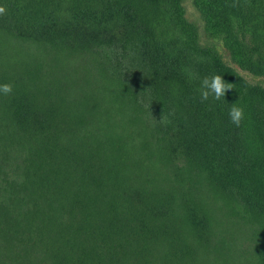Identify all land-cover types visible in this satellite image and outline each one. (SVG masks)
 Here are the masks:
<instances>
[{
  "label": "trees",
  "instance_id": "1",
  "mask_svg": "<svg viewBox=\"0 0 264 264\" xmlns=\"http://www.w3.org/2000/svg\"><path fill=\"white\" fill-rule=\"evenodd\" d=\"M193 4L263 76L264 0ZM0 7V264H264V85L183 0Z\"/></svg>",
  "mask_w": 264,
  "mask_h": 264
},
{
  "label": "clouds",
  "instance_id": "2",
  "mask_svg": "<svg viewBox=\"0 0 264 264\" xmlns=\"http://www.w3.org/2000/svg\"><path fill=\"white\" fill-rule=\"evenodd\" d=\"M231 7H236V3L230 5ZM4 8L0 7V13H3ZM233 84L226 83L223 77L219 74L213 75L211 77H205L201 81L200 86V101L204 103L209 100L211 97L213 100L219 101L222 98L224 99L225 94L232 90ZM13 91V85L11 84H2L0 85V94L5 96L11 95ZM229 121L239 127L241 122L245 119V109L239 106L238 102L232 104L228 110ZM166 121V117L163 115L159 122L163 123Z\"/></svg>",
  "mask_w": 264,
  "mask_h": 264
},
{
  "label": "rangeland",
  "instance_id": "3",
  "mask_svg": "<svg viewBox=\"0 0 264 264\" xmlns=\"http://www.w3.org/2000/svg\"><path fill=\"white\" fill-rule=\"evenodd\" d=\"M183 5L185 8V15L187 19L193 23H195L199 30L201 35V40L204 44L208 43L211 44L216 48L219 55L222 57L223 61L235 68L242 76L246 77L250 82L252 83H258L264 85V75L263 76H256L253 75L247 71H244L240 69L237 65L234 64L231 58V54L229 50L225 47L223 44V41L221 39H210L204 32L203 28V21L201 19L200 13L196 10L193 4V0H183Z\"/></svg>",
  "mask_w": 264,
  "mask_h": 264
}]
</instances>
